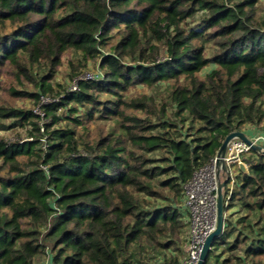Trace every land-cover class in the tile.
<instances>
[{
    "label": "trees",
    "instance_id": "trees-1",
    "mask_svg": "<svg viewBox=\"0 0 264 264\" xmlns=\"http://www.w3.org/2000/svg\"><path fill=\"white\" fill-rule=\"evenodd\" d=\"M72 52V79L102 76L56 90ZM246 124L264 125V0H0V264H180L185 186ZM252 151L206 264H264Z\"/></svg>",
    "mask_w": 264,
    "mask_h": 264
},
{
    "label": "built area",
    "instance_id": "built-area-1",
    "mask_svg": "<svg viewBox=\"0 0 264 264\" xmlns=\"http://www.w3.org/2000/svg\"><path fill=\"white\" fill-rule=\"evenodd\" d=\"M92 78H95L93 73L85 72L75 78L70 89L76 90L80 79ZM51 101H53L52 98L42 97L43 103ZM38 109L40 110L39 107ZM39 113H41V110ZM248 137L250 143L240 138L231 139L226 146L225 152L220 155L217 153L212 161L200 168L194 174L192 180L186 184L184 206L189 213V241L187 255L180 264L198 263L206 238L216 227L218 190L222 181H226L223 191L227 209L234 191V185L232 183L234 179H232L230 165L244 163L248 166L243 158V154L252 151L253 145L262 146V153H264V134L257 133ZM226 217L227 210L225 212V219Z\"/></svg>",
    "mask_w": 264,
    "mask_h": 264
},
{
    "label": "rangeland",
    "instance_id": "rangeland-1",
    "mask_svg": "<svg viewBox=\"0 0 264 264\" xmlns=\"http://www.w3.org/2000/svg\"><path fill=\"white\" fill-rule=\"evenodd\" d=\"M194 24V23H193ZM210 45V44H209ZM73 60L75 65H78L79 63L83 62L82 56L79 54H76L75 52H72L70 54H67L63 64L59 67L58 72L56 73V77L53 80V88H55L56 90L62 91L65 90L68 87H71V85L73 84L75 79H72L71 73V66L69 64V61ZM99 63L98 62H94V61H89L88 64L86 66H82L80 69V74L78 76H80L81 74L85 73V72H91L95 75V78H99L102 76V71L101 68L98 66ZM212 66L208 67L205 71L209 70ZM76 77V76H75ZM5 80V78H4ZM29 87V86H27ZM31 89L33 88L32 86L30 87ZM33 90V89H32ZM138 91L142 92H149V89H145L142 86L138 87ZM18 105H22L24 104L26 107L28 108H32L33 110H36V112H40V110L38 109V106L34 105L33 101H30L29 99L25 100V101H17ZM64 112V111H62ZM84 113V108L81 109L80 114ZM91 128H93V125L91 126ZM21 132V133H25V130L23 129H15V130H2L1 134L9 137L11 139H15L17 137V134ZM262 134H264L263 132H260ZM257 154H255L254 151H250L247 153L243 154V158H249L252 157L254 159L257 158L256 156ZM231 166V172H232V179H234V181L232 180L233 185L235 186V184L238 185L239 180H237V176H240V172H239V165L237 164H232ZM237 182V183H236ZM239 203L236 201L234 206H238ZM188 231V227H186L185 231L182 234V238L183 241L178 245V250L171 248V250L168 252V256L173 255L175 257L179 258V262L181 263L183 261V259L186 257L187 255V250H188V241H189V233H187ZM232 239V238H231ZM222 248V247H221ZM222 251V249H219L218 251H216V253L220 254ZM153 256V255H150ZM156 260H158L157 257H155ZM212 262H215V259H211Z\"/></svg>",
    "mask_w": 264,
    "mask_h": 264
},
{
    "label": "water",
    "instance_id": "water-1",
    "mask_svg": "<svg viewBox=\"0 0 264 264\" xmlns=\"http://www.w3.org/2000/svg\"><path fill=\"white\" fill-rule=\"evenodd\" d=\"M233 138H240L246 142L250 143L249 137L247 134H245L243 131H233L230 134L226 136L224 139L220 150L218 151V155L225 152L226 146L229 143V141ZM253 150L262 152V146L260 145H253ZM239 168L243 172H248V168L246 164L240 163ZM221 186L218 190V198H217V223L215 229L208 235L206 238V241L202 247V251L200 254V258L197 264H206L207 258L209 256V252L212 248L213 242L216 238L220 237L223 234L224 231V225H225V212H226V206H225V197H224V191L223 187L226 185V181H222Z\"/></svg>",
    "mask_w": 264,
    "mask_h": 264
},
{
    "label": "crops",
    "instance_id": "crops-1",
    "mask_svg": "<svg viewBox=\"0 0 264 264\" xmlns=\"http://www.w3.org/2000/svg\"><path fill=\"white\" fill-rule=\"evenodd\" d=\"M242 131L247 134V136H253L257 133H260V132H263L264 133V125H262L261 127H257V126H254V125H250V124H246ZM248 168V166H247ZM237 202H239L238 200H236ZM239 208V205L238 206H233L231 209H230V212L232 211H236L238 210ZM188 233V231H187Z\"/></svg>",
    "mask_w": 264,
    "mask_h": 264
}]
</instances>
